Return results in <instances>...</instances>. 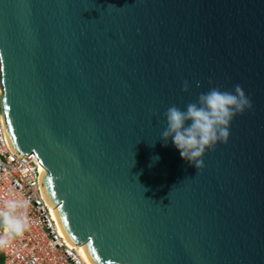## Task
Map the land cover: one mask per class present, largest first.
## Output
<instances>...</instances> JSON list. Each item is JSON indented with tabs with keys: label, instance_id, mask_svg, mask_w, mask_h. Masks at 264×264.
<instances>
[{
	"label": "water",
	"instance_id": "water-1",
	"mask_svg": "<svg viewBox=\"0 0 264 264\" xmlns=\"http://www.w3.org/2000/svg\"><path fill=\"white\" fill-rule=\"evenodd\" d=\"M237 84L252 107L198 170L164 113ZM0 89L95 264H264V0H0Z\"/></svg>",
	"mask_w": 264,
	"mask_h": 264
},
{
	"label": "built area",
	"instance_id": "built-area-1",
	"mask_svg": "<svg viewBox=\"0 0 264 264\" xmlns=\"http://www.w3.org/2000/svg\"><path fill=\"white\" fill-rule=\"evenodd\" d=\"M44 168L36 153L21 155L8 144L0 106V208L7 199L30 201L29 227L0 248V264H89L61 231L44 191Z\"/></svg>",
	"mask_w": 264,
	"mask_h": 264
},
{
	"label": "clouds",
	"instance_id": "clouds-1",
	"mask_svg": "<svg viewBox=\"0 0 264 264\" xmlns=\"http://www.w3.org/2000/svg\"><path fill=\"white\" fill-rule=\"evenodd\" d=\"M183 90H188L187 81L184 82ZM251 107L252 103L240 85H235L234 92L213 87L201 93L197 102L189 103L186 110L170 106L164 113L167 127L161 138L167 141L171 137L181 158L198 170L202 169L201 158L206 150L214 149L218 142L226 143L233 118ZM188 121L191 123H186ZM29 207L28 199L3 201V207L0 208V248L7 247L13 237L22 236L29 227Z\"/></svg>",
	"mask_w": 264,
	"mask_h": 264
},
{
	"label": "bare ground",
	"instance_id": "bare-ground-1",
	"mask_svg": "<svg viewBox=\"0 0 264 264\" xmlns=\"http://www.w3.org/2000/svg\"><path fill=\"white\" fill-rule=\"evenodd\" d=\"M45 169V168H44ZM53 210H55V208L53 207ZM55 215V214H54ZM56 217V216H55ZM61 231L64 233L63 229L61 228ZM65 235V233H64ZM77 248L80 250V254L82 256V258L88 262L89 264H95V262L92 260V258L88 255V252L85 248L84 244H80L77 246Z\"/></svg>",
	"mask_w": 264,
	"mask_h": 264
}]
</instances>
